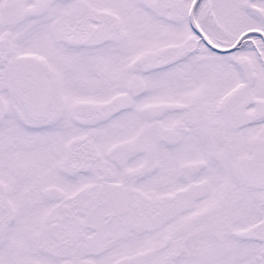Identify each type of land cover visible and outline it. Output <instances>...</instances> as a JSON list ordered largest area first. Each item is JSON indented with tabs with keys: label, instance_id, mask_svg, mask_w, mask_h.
<instances>
[{
	"label": "snow or ice",
	"instance_id": "6c2138e0",
	"mask_svg": "<svg viewBox=\"0 0 264 264\" xmlns=\"http://www.w3.org/2000/svg\"><path fill=\"white\" fill-rule=\"evenodd\" d=\"M0 264H264V0H0Z\"/></svg>",
	"mask_w": 264,
	"mask_h": 264
}]
</instances>
